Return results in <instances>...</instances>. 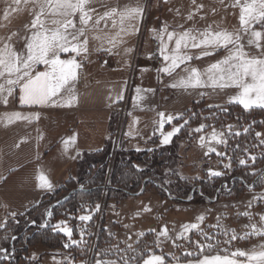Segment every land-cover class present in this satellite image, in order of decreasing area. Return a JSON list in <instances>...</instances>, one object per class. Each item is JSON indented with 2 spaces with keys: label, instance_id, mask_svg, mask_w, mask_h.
Wrapping results in <instances>:
<instances>
[{
  "label": "rangeland",
  "instance_id": "obj_1",
  "mask_svg": "<svg viewBox=\"0 0 264 264\" xmlns=\"http://www.w3.org/2000/svg\"><path fill=\"white\" fill-rule=\"evenodd\" d=\"M137 3L145 5L146 10L149 8L151 10L152 8L155 14L159 12V8H162L166 18L172 22L174 21L177 27L183 25V29H204L208 25H212L213 30L227 29L228 31H235L240 27V9L239 7H231L233 0H223V3L221 0H195V3H193V0H167V2L165 0H142L141 2L136 1ZM198 5H203V8L197 10ZM5 7V0H0V24L4 25L2 27H7L11 22L12 24L14 23L13 14L15 13L10 14L9 20L4 19L2 11ZM21 7L23 8V5ZM189 13H194L192 20L187 19ZM21 15H24L23 19L17 21L23 20V23L30 21L29 17L31 15L27 10L22 11ZM147 16V13H145L144 23L147 21ZM109 28V26L105 27L103 21H101L98 29L92 28V30L87 32L88 51L82 52L76 57L81 67L77 69L74 95L76 96L77 88L88 86L90 80L91 88L79 91L83 105L88 104L95 109H103L107 98L103 99L102 93H111V100H116L123 95V101L112 109L114 113L112 130H109L111 127L109 125L107 130L110 133L109 148L104 152L106 155L108 154L109 159L107 187L111 184L114 163L118 159L131 155L130 150L139 149L149 152V155L144 157V153H139V156H143L145 161L144 164L136 163V167L140 170L148 169L152 171L153 176L151 178L164 192L159 194L158 191L151 190L142 194L144 191L142 189L137 195L117 203L113 200H108L107 188L99 204V211L91 213L92 219L94 214H98L95 229L88 230L92 219L90 221H81L82 224L79 227L80 238L77 239L73 235L71 237L72 240L81 241L78 244L79 251L84 254L82 244L86 242L85 237L93 236L90 249L87 252V259L76 262V264H94L97 258L116 260L118 264H123L122 257L127 259L129 264H139L141 255L146 254L148 250L155 252L157 255H164L166 264H176L177 258L180 264H184L186 259L191 258L186 257L185 253L196 251L194 245L186 240H176V245H180L177 247L173 245L171 239L164 240L161 237L160 239L163 242L157 247L154 243L156 233L167 225L169 236L174 239L176 234L182 231L181 225L197 223L196 217L199 215H204L205 217L204 221L200 222V230L220 241L228 240L233 229L239 237L251 231L245 225L255 223L258 227L264 226L260 222V216L264 214V199L259 198L264 196V182L261 181V178L258 179L256 177V173L264 167V144L260 143V140L264 139V135L259 138L255 135L257 132L264 134V119L260 121V125H257L258 122H255L254 117H252L254 114L247 120L244 115L240 114V111L235 110L233 111L235 119L225 125L222 123L223 118L219 114L227 109L226 107L229 104L237 103L228 102L229 97L237 94L238 89L236 88L213 90L210 87H204L185 90L181 87H170V84L179 81L181 77H186L187 73L183 71L184 65H181L172 75L158 71V69L166 66V62L163 61L162 57L159 62L152 60L154 38L148 40L145 44L142 41L134 43L133 57L131 60H126L125 64V67L128 68L127 72L123 71L124 69L121 67L117 71H110L109 69L114 67V59L110 58V56L115 55L120 50H112L115 51L114 53L102 50L112 47L107 42L101 41L104 38L101 36V31ZM183 29L178 28V31ZM143 31H137L136 37L141 38ZM241 34L243 35V33ZM97 36L100 39H94ZM247 39L248 36L244 35L242 43L245 44V50L251 55H259V51L254 46L250 47L247 45ZM13 43L18 49L23 48L24 42ZM121 45L117 44V47ZM173 46L174 44L169 45L170 48ZM200 51L201 49H190L189 53L196 56ZM70 55L74 54H62L61 58L67 59L70 58ZM226 55H228V51L220 49L215 55L191 60L189 67L198 68L203 72L211 63L222 59ZM142 68L147 69V76H143V79H140L139 75ZM202 78L206 79V77ZM81 80L82 83L80 82ZM137 88L152 90L143 92L142 106L136 105ZM13 96L8 98V103ZM68 98L66 96L64 101L57 103L51 110L41 113L42 115H40L36 124L23 122L18 125H8L4 121L0 123V225L7 224V222L14 220L32 206L37 205L47 194V188H36V181L25 180V175L31 170L30 167L37 164L34 161L36 149L43 151L46 144H48V140H44L34 150L33 145L36 139L34 138L35 136L31 138V131L36 130L37 132L35 133H38L39 137L50 134L53 139L63 133H67L75 121L74 114L70 112L75 107V100L71 102L70 106H67ZM199 103L203 104L202 107L196 110L195 116L192 115L196 124L190 125L191 115L185 116V114L192 110L195 104ZM214 107L217 108L215 112L204 110V108ZM13 111L8 104L0 103V117L4 118L5 113ZM161 112L165 114V117L171 115L178 118H174L168 125L165 124V120L163 128L160 129L158 122L161 117L158 114ZM102 116L103 114L100 112L78 113L77 118L82 123L75 132L74 140L78 146L74 147V152L103 147L101 136L105 131L104 125L98 122L96 128L91 129L84 122L90 118ZM185 120H188L189 123L181 128L170 139L168 144H162L161 132L171 131L173 127L183 125ZM239 121L245 124V128L249 129L250 133L246 137L242 136L239 130ZM202 123L209 127L199 133L192 131V129L199 127ZM127 125H130L128 129H133L131 138L126 132ZM228 125L232 126V133L239 132L240 135H230ZM212 126L218 132L223 131L225 133L226 145L211 141V146L216 148L217 152L225 153L224 156H218L215 152H208L207 143L205 146H201L199 137L201 135L205 136L207 142L213 130ZM25 138L26 141L24 142ZM239 140L243 141L242 146H238ZM21 142L24 143L21 145L22 147H19ZM228 144L231 147L229 151L226 149ZM206 152H208L207 155H205ZM40 153L43 154V152ZM156 153L162 155L161 163L164 162L166 165L163 172H159L154 165L157 161L155 159L160 156H156ZM253 156L255 157L254 161L250 159ZM95 157L96 155L91 156L87 158V161L89 163L93 162ZM239 159H245L246 164L243 166L250 167L245 170L249 180L247 189L241 196L231 199L225 197L212 199L201 196L200 184L212 178L209 176V169L223 173V175L216 177L226 178L232 174L235 163L239 164ZM40 163L43 168L51 167L53 169L55 166L56 168L63 166L55 155L49 160H42ZM229 163L231 167L225 168L224 165ZM85 172H88L87 167L81 166L80 177ZM42 173L45 172L42 171ZM180 186L190 187V193L184 195V193L179 192ZM249 203L251 204L250 207ZM145 207L151 210L144 211ZM244 212H249L251 219L242 215ZM11 213H16L17 215L13 217ZM61 221L66 222L61 227L66 226L73 231V226L68 220L61 219L57 224ZM153 229L155 232L151 231ZM100 230L106 231L105 238L98 235ZM82 231L84 232L83 237H81ZM225 231L228 232L227 236L223 234ZM140 232H143L144 235L137 236V233ZM185 235L189 236L191 241L201 240L200 232L197 230H192ZM262 242H264V237L259 236L237 239L232 241L230 245L221 243L207 254L215 255L219 253L223 255L225 253L220 252V249L223 248H227L229 252L235 251L237 248L248 250L253 245H258ZM128 244L132 245L131 249L128 248ZM6 252L9 251L6 250ZM6 252H2V254H7ZM97 253H100L99 257ZM31 254L29 258L34 262L41 252L34 250ZM72 261H74L73 256H70L67 263L71 264Z\"/></svg>",
  "mask_w": 264,
  "mask_h": 264
},
{
  "label": "snow or ice",
  "instance_id": "obj_2",
  "mask_svg": "<svg viewBox=\"0 0 264 264\" xmlns=\"http://www.w3.org/2000/svg\"><path fill=\"white\" fill-rule=\"evenodd\" d=\"M221 2L223 3V0ZM5 3L6 7L2 11L5 20L10 19L11 13L25 10L32 16L30 24L25 25L28 34L21 38L24 41L23 48L18 49L13 43V37H18L19 32H13L7 38H0V103L7 105L8 98L18 90L19 102L22 106H46L49 103L55 105L56 100L54 98L59 97L63 92L68 93L67 106H70L71 102L76 99L74 84L77 80V69L81 67L76 57L82 52L88 51L86 32L92 30V28L98 29L101 21H104L105 27H107L108 21L111 20L112 28L119 25V31L107 39V43L114 48L117 44L123 42L122 34H128L129 31H139L134 22L142 20L145 11V5L139 3L135 6L125 5L123 8L114 7L103 15L97 16L93 21L92 13L95 9L89 7L92 0H5ZM193 3H195V0H193ZM21 5H23V8ZM231 7H239L240 9V27L235 31H228L227 29L213 30L212 25H208L204 29H183V25H179L178 28L183 29L182 31L176 29L169 31L167 25L158 31L153 29L152 31L157 33L156 38L160 41V56L166 62V66L158 69V71L172 75L181 65H184L183 71L187 73V76L181 77L179 81L170 84V87H181L185 90L204 87H210L213 90L236 88L238 92L236 95L229 97V103L237 102L245 110L253 107L264 109V43H262L264 41V0H233ZM202 8L203 5H198L197 10ZM193 15L194 13H189L187 19L192 20ZM244 35L248 36L247 45L254 46L259 51V55H251L245 50V44L242 43ZM94 39H100V37L97 36ZM170 44H174V46L170 48ZM190 49H201V51L198 55L193 56L189 53ZM220 49H226L228 55L211 63L203 72L198 68L189 67L191 60L215 55ZM102 50L110 52L111 48ZM126 51H131V49ZM62 54L74 55L62 59ZM40 66H43V70H40ZM202 77H206V79ZM136 91L140 93L142 90L137 88ZM138 99H143V97H138ZM210 107L212 106L210 105ZM158 115L161 117L158 122L160 129L163 128L165 120L171 123L174 118H178L171 115L165 117L162 112ZM193 116H195V113ZM4 118L8 123H12L15 119L21 118V113H5ZM188 123L189 121L185 120L183 125L175 126L166 133L161 132V143L168 144L170 139ZM206 127L209 126L202 123L192 131L199 133ZM227 127L230 135H240L239 132H231V125ZM212 128L213 130L207 142L205 136L201 135L199 137L201 146H205L207 143L208 152H215L218 156H224L225 153L217 152L216 148L211 146V141L226 145L225 133L223 131L218 132L214 126ZM248 131V128L244 129L245 133ZM128 135H131V133ZM255 135L259 138L264 134L257 132ZM72 139L74 140V138ZM67 143L65 141L66 145ZM260 143L264 144V139H261ZM137 150L139 151V149ZM250 159L254 161L255 157H250ZM239 164L245 165L246 160L239 159ZM224 167L229 168L231 165L230 163L225 164ZM208 172L211 177L223 175V173L212 169H209ZM260 176L261 181L264 182V172ZM38 180L40 181L39 187L49 190L53 188L52 183L43 173L38 176ZM259 198L264 199V196ZM99 209L100 205L96 204L94 210L89 208L87 210L89 214L81 215L79 219L90 221L92 219L91 213L99 211ZM150 210V208H144V211ZM11 215L14 217L17 214L11 213ZM47 215L51 216L52 213L48 212ZM242 215L251 219L249 212H244ZM204 219V215H199L196 217L197 223L181 225L182 231L177 233L174 239L169 236V229L165 225L156 233L154 243L159 247L163 242L160 239L161 237L164 240L171 239L173 245L177 247L180 245H176V240H186L192 243L196 251L185 253L186 257L191 258L186 259L184 264H264V242L253 245L248 250L237 248L235 251L229 252L227 248H223L220 249V252L225 253L223 255L219 253L215 255L207 254L221 243L230 245L232 241L237 239H248L251 236L264 237V226L258 227L255 223L245 225L251 231L239 237L233 229L228 240L220 241L200 230V222H203ZM260 222L264 225V214L260 216ZM65 224V221H61L54 226L69 238L70 243H66L64 246L67 248L78 245L81 241L71 239L72 230L66 226L61 227ZM192 230L200 232L201 240L191 241L190 237L185 235ZM151 231L155 232L154 229ZM223 234L227 236L228 232L225 231ZM83 235L84 232L82 231L81 237ZM143 235V232L137 233V236ZM128 248L131 249L132 245L128 244ZM0 252H6V250L0 249ZM97 256L99 257L100 253H97ZM3 259H8V257L4 256ZM122 259L123 264H129L127 259L123 257ZM94 264H118V261L97 258ZM139 264H166V259L164 255H157L155 252L148 250L146 254L141 255ZM176 264H180L178 258Z\"/></svg>",
  "mask_w": 264,
  "mask_h": 264
},
{
  "label": "trees",
  "instance_id": "obj_3",
  "mask_svg": "<svg viewBox=\"0 0 264 264\" xmlns=\"http://www.w3.org/2000/svg\"><path fill=\"white\" fill-rule=\"evenodd\" d=\"M202 105V103L195 104L192 110L185 114V116L191 115L190 125L196 124L192 115L199 107H202ZM226 108L227 109L219 114L223 118L222 123L224 125L235 119V115L233 114L235 110L240 111V114L244 115L247 120L254 114L252 117H254L255 122H258L257 125H260V121L264 119V109L261 108L245 110L238 104H229ZM204 110L215 112L217 108H204ZM255 114L260 115L255 116ZM239 124V130L242 136L246 137L250 132L248 131L245 133V124L241 123V121H239ZM242 145L243 141L239 140L238 146ZM226 149L227 151L231 149L229 144ZM139 155L140 154L134 153L118 159L114 163L111 174V184L108 187V154L102 153L101 155H96L93 162L89 163L88 161L85 164L88 172L83 173L78 181L72 179L67 180L60 188L46 194L37 205L32 206L14 220L7 222L3 227L1 226L0 249H5L9 252H6L7 254H2V252H0V264H35V262L29 258L31 252L34 250H39L40 252H43V250L44 252L64 251L68 255L73 256L75 262L86 260L93 236L90 235L88 238H86L87 236L85 237L86 242L82 244V249H84L85 253L82 254L79 251L78 245H72L66 248L64 245L69 243V238L54 226L61 219L68 220L73 226V237L79 239V227L82 224L79 217L89 213L87 211L89 208L94 210L95 205L100 204L107 188L108 200H113L117 203L137 195L142 189H144L142 194L151 190L158 191L159 194H162L164 190L156 185L151 178L153 172L148 169L140 170L136 167V163L144 164L145 159L143 156L147 157L149 153L141 157ZM156 156H158V158L155 159L157 161L154 165L159 172H163L166 165L164 162L161 163L162 155L156 153ZM249 168V166L235 163L230 176L226 178L212 177L208 181H203L200 184L201 193H203L201 196L212 199L215 197L217 199L221 197L231 199L241 196L247 189L249 178L248 174H245V170ZM262 172H264V167L256 173L258 179L261 178L260 174ZM190 190V187H179V192L184 193V195L189 194ZM194 195L196 196V194ZM51 210L52 215L46 222L47 213ZM97 216V213L93 215L88 230L95 229ZM33 221H35V223H33ZM105 234H107L106 231L100 230L98 235L105 238ZM4 256H7L8 259H3Z\"/></svg>",
  "mask_w": 264,
  "mask_h": 264
},
{
  "label": "crops",
  "instance_id": "obj_4",
  "mask_svg": "<svg viewBox=\"0 0 264 264\" xmlns=\"http://www.w3.org/2000/svg\"><path fill=\"white\" fill-rule=\"evenodd\" d=\"M136 1L141 2L142 0H92V3L89 5V7L92 9H95V11L92 13V16L95 20L97 18V16L103 15L106 11H109L111 8H114V7L115 8H123L125 5L135 6ZM146 9L147 8H145V11H144V14L147 13V15H148L146 23H144V15H143L142 20L134 22L139 30H144L142 37L141 38L136 37V32H133V31H129L128 34H122L123 42L119 43L122 45L118 46V47L116 46L114 48L111 47V51L109 53H114L115 51H112V50H116V49H119L120 51L117 52L113 56H110L109 53H107L110 56V58L114 59L113 60V66L114 67L109 69L110 71H117V70H119V67L124 69L123 71H126V72L128 71V68L125 67V64L127 62L126 60H128V59L131 60V58L133 57L134 43H136L138 41H142L145 44L148 40H151L152 38H154V40L159 41V39L156 38L157 33L152 31L153 29H156L158 31L160 28L167 25L169 31H171L173 29L178 30V27L174 23V21L172 22L166 18V14H165V12H163L162 8H159L158 9L159 12L156 14L152 10V8H151V10H150V8L148 10H146ZM21 13L22 12H18V13L13 14L14 23L12 24V22H11L7 26L8 28L0 26V38H7L9 35H11V33L19 32L18 37H13V42H24L23 39H21V38L28 34L27 30L25 29V25L30 24L32 16L29 17L30 21L28 20V21L23 23V20H22L19 22L17 20L23 19V16H24V15H21ZM103 24H104V21H103ZM108 26L110 27L109 29H103L101 31V33H102L101 36L104 37L103 39H101V41L103 40V41L107 42L108 38L114 36L116 34V32L119 31V25H117L116 28H112L111 20L108 21ZM144 26H145V28H144ZM87 32H86V35H87ZM82 39H83V37H82ZM165 39H166V37H165ZM130 44H133V45H130ZM127 49H131V51H126ZM145 69L146 68H142V70H140V75H139L140 79H143V76L144 77L147 76V71H145ZM40 70H43V66H40ZM90 81H89L88 86H85V87H82L79 89L77 88V93L75 96L76 97L75 107L73 110L70 111L74 114L75 121H74V125L72 126V128L69 129V131L67 133H63L62 135L53 139V138H51L52 136H50V134H48L44 137H43V135L41 137H39L38 133H35V132H37L36 130L31 131V138H33V136H35L34 138L36 139V141L34 142V145L32 144L34 146V150L36 149V146L40 142H44V140H48V144H46V147L43 151L41 149H36L34 161H36L37 164H36V166L33 165L30 167L31 170L28 174L25 175V178H26L25 180L30 181V182L36 181L37 187L36 186L35 187L40 188L38 186L40 183V181L38 180V176L42 173V171L45 172L43 174L50 180V182L53 185V188L51 190L46 189L47 194L53 192L54 189L56 190V189L60 188L69 179L78 181L81 178L80 177L81 166H85V164L88 162L87 158H89L91 156L93 157L95 155H101L102 153L106 152L107 149L109 148L110 133H109V131L107 132V130H108V125H109V127L111 126L109 130L110 131L112 130V122H113V118H114V113L112 112L113 111L112 109L118 103L123 101L122 100L123 95H121L120 98H117L116 100L115 99L111 100V93L110 94L102 93L103 94L102 98L103 99L107 98L105 103H104L105 107L103 109H95V108L89 106L88 104L83 105L81 97L79 95L80 94L79 91L81 89L91 88V86H90L91 82ZM80 82L82 83V80ZM143 92H144V90H142L138 94L136 93V95H137L136 105L137 106H142V104H141L142 99H138V97H143L144 96ZM66 96H68V93L63 92V93H61V95L59 97L54 98L56 100V104L61 102L62 100L64 101ZM56 104L53 105V104L49 103L46 106H40V105H32V106L23 105L22 106L19 102V93L17 90V92L14 93L13 98L11 100H9L8 106L10 107L11 110H14L13 112L21 113V118L15 119L12 123H8L5 118L0 117V123L2 121H4L5 123L7 122L8 125H18V124L23 123V122H30L31 124H36L39 121L40 115H42L41 113H43L44 111L51 110V108L56 106ZM231 104L241 105L239 103H231ZM253 108H258V107H253ZM79 112H83V113L84 112L85 113H92V112L98 113V112H100L103 114L102 117L90 118L87 121L83 120L86 123V126L89 125V127L91 129L96 128L98 122H100L101 124L104 125L105 131L101 136L102 145H103L102 148H100V149L90 148V149H87L84 151L83 150H80V151L75 150L76 152H74V147L78 146V144H76L75 140H73L72 138H75V136H76L75 132L78 130V128L81 126V123H82V121H80L77 118V115ZM140 113L143 114L142 112H140ZM130 125H127L128 127L126 129V132L128 134L131 133V135H132L133 129H128ZM131 135H129L130 138L132 137ZM176 137H178V136H176ZM25 141H26V138H25L24 142ZM65 141L68 142L67 145L65 144ZM23 143L21 142L19 147H22L21 145H23ZM130 151L132 154H134V153H137V154L149 153V152H145V150H139L138 151L137 149H133ZM40 152H43V154H41ZM53 155H55V157L56 156L58 157V160L61 161L63 166L61 168H59L60 166H58V168H56V166L54 165L55 168H53V169H51V167L43 168V166L40 162L42 160L45 161L46 159L49 160V158H51ZM75 167H76V169H75ZM17 171L19 172V170H17ZM51 171H52V175H51ZM4 225L5 224H3V226ZM69 257H70V255H68L64 251H55V252L46 251V252H44V250H43V252L41 251L40 256L36 260H34V262H36V264H69V263H67ZM71 264H76V262L72 261Z\"/></svg>",
  "mask_w": 264,
  "mask_h": 264
},
{
  "label": "built area",
  "instance_id": "obj_5",
  "mask_svg": "<svg viewBox=\"0 0 264 264\" xmlns=\"http://www.w3.org/2000/svg\"><path fill=\"white\" fill-rule=\"evenodd\" d=\"M159 48H160V41L154 40L153 41V51L151 54V58L154 62H159L161 60ZM165 124L168 125L169 123L166 121ZM83 229H85V227H83Z\"/></svg>",
  "mask_w": 264,
  "mask_h": 264
},
{
  "label": "water",
  "instance_id": "obj_6",
  "mask_svg": "<svg viewBox=\"0 0 264 264\" xmlns=\"http://www.w3.org/2000/svg\"><path fill=\"white\" fill-rule=\"evenodd\" d=\"M81 189V188H79ZM52 213V210L50 211ZM50 216H47L46 222L49 220Z\"/></svg>",
  "mask_w": 264,
  "mask_h": 264
}]
</instances>
